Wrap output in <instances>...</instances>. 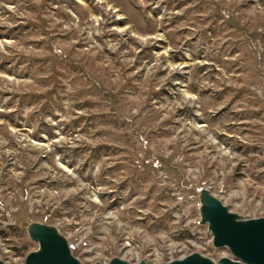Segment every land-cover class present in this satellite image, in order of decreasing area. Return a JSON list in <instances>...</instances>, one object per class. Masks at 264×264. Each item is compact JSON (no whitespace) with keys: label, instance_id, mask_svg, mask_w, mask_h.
I'll list each match as a JSON object with an SVG mask.
<instances>
[{"label":"rangeland","instance_id":"obj_1","mask_svg":"<svg viewBox=\"0 0 264 264\" xmlns=\"http://www.w3.org/2000/svg\"><path fill=\"white\" fill-rule=\"evenodd\" d=\"M203 188L264 218V0H0V262L217 260Z\"/></svg>","mask_w":264,"mask_h":264},{"label":"water","instance_id":"obj_2","mask_svg":"<svg viewBox=\"0 0 264 264\" xmlns=\"http://www.w3.org/2000/svg\"><path fill=\"white\" fill-rule=\"evenodd\" d=\"M200 213L201 224L208 225L213 236V246L228 249L234 259L226 257L214 261L196 252L184 259L162 264H264V218L244 219L205 188L200 190ZM28 233L39 249L30 253L24 264H83L57 228L34 223L28 227ZM0 264L5 263L1 261ZM109 264L131 263L114 258Z\"/></svg>","mask_w":264,"mask_h":264},{"label":"bare ground","instance_id":"obj_3","mask_svg":"<svg viewBox=\"0 0 264 264\" xmlns=\"http://www.w3.org/2000/svg\"><path fill=\"white\" fill-rule=\"evenodd\" d=\"M214 195V194H213ZM215 196V195H214ZM221 201V200H220ZM223 203V202H222ZM224 204V203H223ZM225 205V204H224ZM71 248H72V246H71ZM224 250V249H223ZM225 250H227L228 251V253L230 254V252H229V250L228 249H225ZM73 251V250H72ZM228 253L226 254V253H224V254H222L217 260H219V259H222V258H226V256L228 255ZM187 257V256H186ZM186 257H184V258H186ZM229 258H231V259H234L233 257H232V255L230 254V256H228ZM184 258H179V259H171L169 262H172V261H175V260H181V259H184ZM217 260H214V261H217ZM144 261H146V262H148L147 260H144ZM166 263V262H165ZM148 264V263H147Z\"/></svg>","mask_w":264,"mask_h":264},{"label":"built area","instance_id":"obj_4","mask_svg":"<svg viewBox=\"0 0 264 264\" xmlns=\"http://www.w3.org/2000/svg\"><path fill=\"white\" fill-rule=\"evenodd\" d=\"M225 250V249H224Z\"/></svg>","mask_w":264,"mask_h":264}]
</instances>
